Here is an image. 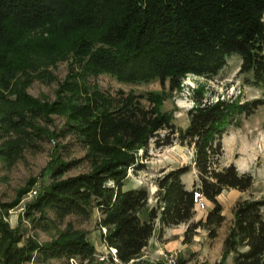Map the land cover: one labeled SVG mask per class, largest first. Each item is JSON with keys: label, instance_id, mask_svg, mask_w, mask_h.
Masks as SVG:
<instances>
[{"label": "trees", "instance_id": "obj_1", "mask_svg": "<svg viewBox=\"0 0 264 264\" xmlns=\"http://www.w3.org/2000/svg\"><path fill=\"white\" fill-rule=\"evenodd\" d=\"M263 15L264 0H0V137L18 134L0 142V160L18 156L21 142L32 133L56 136L37 123L55 114L65 118L59 133L74 134L89 163L88 171L63 177L77 161L52 154L45 168L50 182L26 204L25 216L39 224L47 220V210L63 219L70 214L88 217L96 209L106 230L102 240L116 250L120 264H147L143 250L157 219L159 232L186 224L184 243L192 241L198 228L215 238L225 220L218 196L253 184L252 175L239 172L233 163L220 165L222 136L264 100L211 101L197 88L185 128L175 125L163 104L172 92L181 91L186 75L211 78L232 54L241 58L244 81L264 88ZM61 60L69 61L68 72L58 83L55 100L29 94L34 78L55 79L49 67ZM100 74L123 83L157 80L162 90L111 94L88 82ZM151 141L155 148L175 141L191 147L196 180L191 189L182 181L190 165L167 170L156 178V204L148 207L147 188L124 190V184L128 170L144 167L139 151H146ZM33 181L13 201L0 199V264H28L36 253L65 259L58 264H68L72 256L91 257L94 245L82 231L68 227L41 243L10 226L8 209ZM195 191L208 208L197 220ZM263 206L264 199L236 200L220 262L231 255V264H264ZM34 213H39L37 219Z\"/></svg>", "mask_w": 264, "mask_h": 264}, {"label": "rangeland", "instance_id": "obj_2", "mask_svg": "<svg viewBox=\"0 0 264 264\" xmlns=\"http://www.w3.org/2000/svg\"><path fill=\"white\" fill-rule=\"evenodd\" d=\"M264 18V15H263ZM69 61H58L56 66L49 67L55 79L34 78L27 87V91L34 97L53 101L56 98L58 83L63 81L68 72ZM241 58L232 54L226 60V65L219 73L211 78H205L193 74L184 77L181 91L172 92L171 97L164 101L163 108L173 115V122L179 128H185L188 124L187 110L194 104L191 96L192 91L201 88L204 98L216 101L217 99H238L240 102L250 101L255 98L264 100V88L255 87L244 81V75L239 73ZM90 84L96 83L104 92L114 94L118 90L125 93L145 95L151 91H161L162 86L155 80L149 83H123L108 74H100L90 77ZM168 83H166L167 87ZM147 106L148 102L143 99ZM37 123L48 130L55 132L56 136H47L42 133H32L21 142V151L11 161L0 160V199L10 202L16 199L18 191L26 187L29 181L34 180L30 190L24 193L18 203L8 209L5 218L11 227L19 226L23 237L34 236L39 242H48L57 237L58 233L71 227L85 233L87 239L94 245L95 252L91 257L72 256L87 264H120L115 262L111 256L110 249L104 244L102 234L105 228L99 225L100 213L94 209L88 217L70 214L63 219H57L51 210H47V220L32 223L25 216V207L37 194L42 186L50 182L49 170L46 165L52 154L56 152L64 161H77L69 168L63 177L76 175L89 170V163L84 159L86 150L72 133L60 134L65 118L51 115V120L38 118ZM32 131L31 129H29ZM18 134L8 133L0 137V142L12 138L16 139ZM223 154L220 165L233 163L239 172H248L253 177L252 186L246 191L226 189L218 199L223 206L225 220L217 230V236L210 238L207 231L198 228L190 243L183 242V234L186 224L174 230L168 236L169 251L150 253L149 248L143 250L142 259L147 264H165V256L175 255L177 264H231L232 256L229 255L220 262L223 251V239L233 223V207L239 198L264 199V104L260 105L253 114L241 116L237 125L228 127L222 136ZM142 169L128 170V179L124 184V190L144 186L149 192L148 207L156 204L154 192L156 190V178L171 168L181 165H190V170L184 175L187 182L196 180V171L193 168V149L181 145L175 141L170 146L155 148L151 141L146 151H139ZM35 190L36 194L31 193ZM207 209H197L195 220L204 218ZM264 214V206L262 207ZM35 219L39 213L33 214ZM145 255V257H144ZM102 256L104 260L98 258ZM65 262L60 258H43L36 253L28 264H58ZM86 264V263H85ZM132 264V263H128Z\"/></svg>", "mask_w": 264, "mask_h": 264}, {"label": "crops", "instance_id": "obj_3", "mask_svg": "<svg viewBox=\"0 0 264 264\" xmlns=\"http://www.w3.org/2000/svg\"><path fill=\"white\" fill-rule=\"evenodd\" d=\"M184 175H182V181H183L186 188L191 189L195 180L193 179V181L187 182L184 179ZM184 225L185 224H180V225L173 226V227H166L162 230V232H159V221L157 219L155 222V226H156L155 227V233L150 238L149 243L145 249L149 248L150 253H153V251H159V252L169 251L170 247H171V245L168 244L169 243V241H168L169 234L172 233L174 230H178V229L182 228ZM144 257H145V255H144Z\"/></svg>", "mask_w": 264, "mask_h": 264}, {"label": "built area", "instance_id": "obj_4", "mask_svg": "<svg viewBox=\"0 0 264 264\" xmlns=\"http://www.w3.org/2000/svg\"><path fill=\"white\" fill-rule=\"evenodd\" d=\"M31 193L36 194V191L33 190ZM194 201L196 202L197 209H205L206 208V202L204 201L202 194L198 191L194 192ZM111 251V258L115 261L118 262L116 258V250L112 247H109ZM100 261L104 260V257L100 256L98 258ZM165 264H177V257L175 255H169L165 256ZM87 264V261H79L75 257H70L68 259V264ZM90 264H95V263H90Z\"/></svg>", "mask_w": 264, "mask_h": 264}]
</instances>
